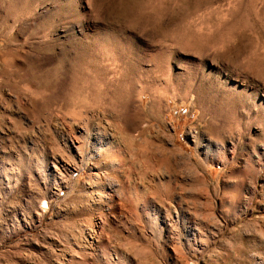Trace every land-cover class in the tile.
Masks as SVG:
<instances>
[{"label": "rangeland", "instance_id": "1", "mask_svg": "<svg viewBox=\"0 0 264 264\" xmlns=\"http://www.w3.org/2000/svg\"><path fill=\"white\" fill-rule=\"evenodd\" d=\"M0 264H264V0H0Z\"/></svg>", "mask_w": 264, "mask_h": 264}]
</instances>
